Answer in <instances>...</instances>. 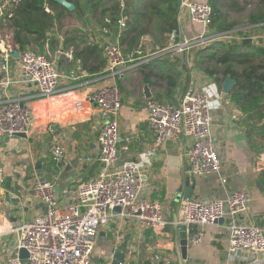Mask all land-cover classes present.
I'll return each mask as SVG.
<instances>
[{"label": "crops", "instance_id": "crops-1", "mask_svg": "<svg viewBox=\"0 0 264 264\" xmlns=\"http://www.w3.org/2000/svg\"><path fill=\"white\" fill-rule=\"evenodd\" d=\"M179 20L182 34L178 41L190 40L200 35L194 29L189 32L188 23L191 18L187 10L182 9ZM64 24V28L57 26L54 29L56 38L53 39L56 65L62 75L61 89H76L81 98L104 84L118 83L123 97L119 116L120 164L126 160H134L142 165L144 194L162 205L168 220L164 229L155 231L141 228L136 218L113 217L107 226L98 231L95 250L99 249L102 255L98 264H109L112 254L123 244L127 245L125 264L132 261L135 264H179L177 248L180 232L174 216L177 214L179 221L181 199H177L179 190L187 179H190L191 185H195L191 196L194 198L225 197L229 191L236 189L249 191L252 200L243 222L264 228V131L260 128L264 120L250 119L247 113L242 112L231 97L236 85L230 94H225L216 80L217 75L212 76L207 72L204 54L208 43L194 45L183 52H159L152 50V39L146 35L141 39L140 48L143 44L152 45L149 54L139 57L143 53L142 49L136 54L126 53L123 48L124 54L130 55L131 60L117 68V73L104 72L107 62L103 57L105 65L101 72L92 75L82 69L81 58L73 59L72 46L63 50V33L69 26L65 22ZM256 34L258 33L247 36L253 38L251 43L259 42L254 39ZM70 37L75 38L79 50L90 42L102 48L105 40V35L97 29L92 34H71ZM83 38L86 40L80 43L78 39ZM261 43L264 44V39ZM48 44L51 47L50 42ZM173 44L171 40L168 47ZM100 61L101 59L88 60L86 64L96 68ZM11 64L12 82L0 86V92L23 97L24 102L33 110V119L27 138L17 135L0 136V214L3 226L7 228L19 227L45 210L44 202L32 194V186L38 179L54 181L56 196L62 203H67L79 183L97 176L101 170L98 143L101 118L95 104L90 103L84 109L77 110L65 101L31 99L35 85L21 81L18 60H12ZM120 73L123 78L119 77ZM146 74L152 80V97L161 96L165 102L177 101L192 89L211 92L213 135L222 162V171L229 179L227 185L224 186L216 174L201 177L189 174L187 151L193 142L191 137L168 140L155 152L149 153L154 146V138L146 108ZM3 78L6 79V76ZM50 122L62 129L66 150L63 162H56L49 151L50 134L47 126ZM147 153L150 156L146 157ZM221 224L205 227L202 242L188 246L185 264H241L239 259L229 260L228 237ZM195 229L193 226V230ZM15 238V233L0 238V264H7L5 251L12 249Z\"/></svg>", "mask_w": 264, "mask_h": 264}, {"label": "built area", "instance_id": "built-area-1", "mask_svg": "<svg viewBox=\"0 0 264 264\" xmlns=\"http://www.w3.org/2000/svg\"><path fill=\"white\" fill-rule=\"evenodd\" d=\"M18 1L0 0V86L12 82L11 62L18 60L21 81L35 85L31 99L65 101L77 110L84 109L87 104H95L101 118L98 136L101 170L97 176L79 183L67 203H62L56 196L54 181L38 179L32 186V194L44 202L45 210L19 227L3 226L0 214V238L16 234L12 249L5 251L7 264H22V248L27 250L30 264H93L98 231L107 226L113 217L136 218L141 228L155 231L164 229L168 220L162 205L144 194L142 165L134 160L120 164L119 116L123 97L118 83L104 84L81 98L76 89H61L62 75L47 50L49 44H46L44 53L33 48L20 50L12 31L6 26L13 15L11 8ZM182 9L188 11L193 22L208 27L211 7L206 1L183 0ZM118 24L119 34L114 38L109 35L108 29L101 31L105 35L102 48L107 62L106 73H117V68L131 60L130 55L124 54L119 40L126 26V17H121ZM4 31L8 33L3 34ZM181 34V29L173 32L171 40L174 44L166 50L183 52L213 40L210 34L205 33L190 40L178 41ZM246 38L253 41L252 37ZM254 39L262 41L264 34L258 33ZM15 50H19V57L14 56ZM120 75L123 78V74ZM146 108L154 138V146L149 153L155 152L168 140L191 137L193 142L187 151L189 174L193 177L216 174L224 186L228 184L213 135L214 115L209 90H189L177 101L162 102L154 97L147 98ZM32 119L33 110L23 97L0 92V136H14L22 132L29 135ZM47 130L50 134L49 151L56 162H63L66 150L62 129L50 122ZM149 153L145 154L146 157L150 156ZM251 200L252 195L245 189L229 191L225 197L182 199L179 223L186 225L188 246L200 244L205 236V227L219 224L218 220L224 219L221 226L228 237L229 260L239 259L241 264H264V228L243 222Z\"/></svg>", "mask_w": 264, "mask_h": 264}, {"label": "trees", "instance_id": "trees-1", "mask_svg": "<svg viewBox=\"0 0 264 264\" xmlns=\"http://www.w3.org/2000/svg\"><path fill=\"white\" fill-rule=\"evenodd\" d=\"M76 5L71 12L55 0H19L11 8L13 15L6 26L12 31L13 39L20 50L33 48L44 53L47 41L56 38L54 29L64 28L67 15H75L82 24L64 31L63 50L73 47V59L81 58L82 69L89 74L98 75L105 65L103 48L90 42L79 50L71 34H92L106 28L112 38L119 34L121 17H126V26L120 33V45L126 53L139 51L141 39L152 37L153 51H160L168 46L171 35L180 28V15L183 0H68ZM211 7L208 28L213 38L207 44V72L214 76L225 67L223 78L217 77L222 87L228 74L236 79L237 84L231 94L232 99L250 119L264 120V44L244 43L250 34L264 33V0H259L256 12L249 15L245 26L229 20L224 7H239L238 0H206ZM86 39H78L81 43ZM89 41V40H87ZM51 47L55 41L50 42ZM210 51L207 53V51ZM86 53V55H83ZM104 55V54H103ZM100 60L96 68L88 67V60ZM238 67H243L240 71ZM212 68V69H209ZM58 69V67H57ZM59 71V70H58ZM171 83L173 80L169 79ZM156 99L162 100L161 96ZM264 129V123L261 127Z\"/></svg>", "mask_w": 264, "mask_h": 264}, {"label": "water", "instance_id": "water-1", "mask_svg": "<svg viewBox=\"0 0 264 264\" xmlns=\"http://www.w3.org/2000/svg\"><path fill=\"white\" fill-rule=\"evenodd\" d=\"M55 1L63 5L66 9H68L71 12H73L76 9V5L73 2H70L68 0H55ZM251 42H252L251 38L244 39V43H251ZM14 56L19 57V50L14 51ZM236 83H237L236 79L233 78L231 74H228L222 86L223 92L225 94H230L232 89L236 85ZM150 84H152V80L150 79L149 74H146L145 75V95L147 98H151L153 96L152 91L150 89ZM16 135L27 138V134L24 132L18 133ZM194 189H195V185H191L190 179H187L186 182H184L183 186L179 190V197L177 201L180 199L182 200V199L190 198L192 196ZM117 210L120 211L121 208L118 207ZM174 220L180 232L179 247L177 248L178 255H179V264H185L184 260L188 256V233L186 230V225L179 223L177 214H175ZM223 222H224V219L218 220V223H223ZM126 247H127L126 244H123L122 246H120L119 250L112 254V259L109 264H125ZM20 259H21L22 264H30L28 261V252L24 248L20 250ZM130 264H135V262L132 261Z\"/></svg>", "mask_w": 264, "mask_h": 264}, {"label": "rangeland", "instance_id": "rangeland-1", "mask_svg": "<svg viewBox=\"0 0 264 264\" xmlns=\"http://www.w3.org/2000/svg\"><path fill=\"white\" fill-rule=\"evenodd\" d=\"M238 2H239V5H240L239 7H229L228 6V7H224L223 10L225 12V15L229 18V20L231 22L237 23V25H240V26H245L248 23L249 15H251L254 12L257 11L260 3H259V0H238ZM65 19H67L65 21V23L69 25L68 29H71V27H73V26L77 27V26L82 24L81 22L77 21L76 16L73 15V14L67 15ZM188 26H189V29H190L189 32H191L193 29H194V31L198 32V34H205L206 33V35H208V33L210 32L208 27L206 28L201 23L193 22L191 20L188 23ZM179 28H181V27H179ZM194 31H193V33H194ZM7 33H8L7 31L3 32V34H7ZM188 34H190V33H188ZM150 39H152V37ZM52 41H53V39H50V41H48V43L52 42ZM206 43H208V42H205V44ZM201 44H204V43H201ZM203 46H205V45H203ZM166 48H168V46L165 47L164 49L160 50V51H167ZM139 49L143 50V53L139 54V57H142L143 55L149 54L151 52L150 49H152V45L151 46L150 45L149 46H147V45L145 46L143 44L141 48L139 47ZM35 50H37V49H35ZM47 50L50 52L52 60L56 62V55L54 53L53 48L50 47V45H49V49H47ZM152 50H154V49H152ZM37 51L40 52V50H37ZM44 51H46V50H44ZM208 52H210V51L208 50L207 53ZM209 69H212V68H209ZM220 69L222 70V71H220L221 73H219V75L218 74H216V75H217V77L219 76V78H223L224 77L223 74H225L224 73L225 72V67L222 66V67H220ZM238 69L240 71L244 70L243 67H238ZM223 70H224V72H223ZM261 131H264V129L261 128ZM48 177H50V176H48ZM95 251L93 253V264H98V263L101 262L100 261V257L102 255H100V250L99 249H97Z\"/></svg>", "mask_w": 264, "mask_h": 264}]
</instances>
